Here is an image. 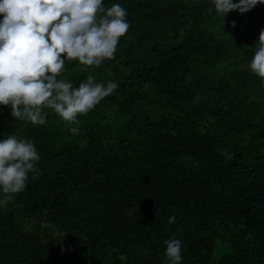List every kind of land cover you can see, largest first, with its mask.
Returning <instances> with one entry per match:
<instances>
[{
    "label": "trees",
    "instance_id": "16d2710c",
    "mask_svg": "<svg viewBox=\"0 0 264 264\" xmlns=\"http://www.w3.org/2000/svg\"><path fill=\"white\" fill-rule=\"evenodd\" d=\"M114 3L130 24L114 58L66 61L58 78L118 85L79 134L0 105V140L40 156L0 206V264H169L167 239L179 264H264V86L249 69L264 4L223 19L213 0Z\"/></svg>",
    "mask_w": 264,
    "mask_h": 264
},
{
    "label": "clouds",
    "instance_id": "9594fccd",
    "mask_svg": "<svg viewBox=\"0 0 264 264\" xmlns=\"http://www.w3.org/2000/svg\"><path fill=\"white\" fill-rule=\"evenodd\" d=\"M264 0H213L223 16L246 13ZM0 105L10 108L14 119L44 125L51 110L79 134L81 121L105 97L117 89L114 82H94L89 76L77 87L58 79L66 61L99 67L111 60L121 37L128 32L127 11L119 3L105 7L104 0H0ZM235 27V24L232 25ZM249 69L264 86V29ZM34 143L9 135L0 140V206L26 187L29 173L39 172ZM131 215V213H129ZM174 224L175 216H169ZM169 264H179L181 241L167 239Z\"/></svg>",
    "mask_w": 264,
    "mask_h": 264
},
{
    "label": "rangeland",
    "instance_id": "374dc122",
    "mask_svg": "<svg viewBox=\"0 0 264 264\" xmlns=\"http://www.w3.org/2000/svg\"><path fill=\"white\" fill-rule=\"evenodd\" d=\"M223 253L224 251L220 247H217L212 258L213 261H218Z\"/></svg>",
    "mask_w": 264,
    "mask_h": 264
}]
</instances>
